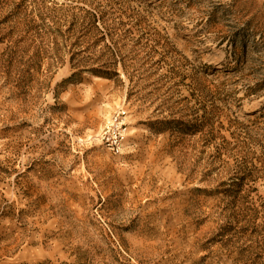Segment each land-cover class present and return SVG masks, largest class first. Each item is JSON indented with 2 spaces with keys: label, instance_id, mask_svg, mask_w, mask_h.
<instances>
[{
  "label": "rangeland",
  "instance_id": "1",
  "mask_svg": "<svg viewBox=\"0 0 264 264\" xmlns=\"http://www.w3.org/2000/svg\"><path fill=\"white\" fill-rule=\"evenodd\" d=\"M0 264H264V0H0Z\"/></svg>",
  "mask_w": 264,
  "mask_h": 264
}]
</instances>
